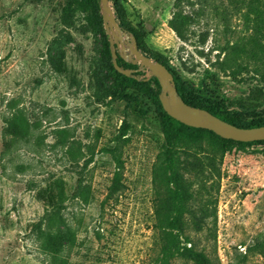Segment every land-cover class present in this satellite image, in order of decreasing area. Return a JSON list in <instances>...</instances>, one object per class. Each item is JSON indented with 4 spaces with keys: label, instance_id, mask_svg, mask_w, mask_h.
Returning a JSON list of instances; mask_svg holds the SVG:
<instances>
[{
    "label": "rangeland",
    "instance_id": "rangeland-1",
    "mask_svg": "<svg viewBox=\"0 0 264 264\" xmlns=\"http://www.w3.org/2000/svg\"><path fill=\"white\" fill-rule=\"evenodd\" d=\"M109 3L140 51L166 62L190 95L236 119L264 117V0ZM102 13L100 0H0V264L162 256L157 87L148 70L136 78L148 84L116 76ZM230 149L213 190L216 216L201 230L189 223L183 245L204 264H264V143ZM114 154L125 188L104 202Z\"/></svg>",
    "mask_w": 264,
    "mask_h": 264
},
{
    "label": "trees",
    "instance_id": "trees-1",
    "mask_svg": "<svg viewBox=\"0 0 264 264\" xmlns=\"http://www.w3.org/2000/svg\"><path fill=\"white\" fill-rule=\"evenodd\" d=\"M119 25L123 30L135 36L138 48L141 50L136 31L126 27L122 22ZM105 49L108 56L112 58L108 39L105 42ZM155 60L164 64L172 73L166 62L159 59ZM118 65L123 69H139V65L126 62L121 57H118ZM240 66L244 68L242 64ZM112 67L116 76L121 80L148 84L133 77H126L119 73L114 65ZM140 75L142 73H135V76ZM233 75L237 74L234 73ZM174 80L180 96L189 105L206 109L222 120L241 128L264 126V117L236 119V117L220 110L219 107L204 103L199 97L190 95L187 89L178 84L176 79ZM151 81H154L157 87L154 93L160 107V118L165 138L164 147L158 154L153 167L152 180L156 195L155 226L161 233L162 242V256L157 264H171V261L177 256H183L198 264H204L201 253L192 247L188 248L183 245L182 240L184 238H186L187 243L191 242L186 236V229L189 223H192L197 230H201L208 224L209 218L216 216L215 208L211 211V206L217 202L213 190L218 180L221 179L219 165L226 152L230 151V148L235 144L252 145L264 143V141L238 142L224 139L206 129L189 127L180 123L164 111L159 99L160 84L155 77ZM114 161L116 169L104 202L118 200L120 193L125 188L123 181L124 162L117 154H114Z\"/></svg>",
    "mask_w": 264,
    "mask_h": 264
},
{
    "label": "water",
    "instance_id": "water-1",
    "mask_svg": "<svg viewBox=\"0 0 264 264\" xmlns=\"http://www.w3.org/2000/svg\"><path fill=\"white\" fill-rule=\"evenodd\" d=\"M104 26L110 38L112 61L115 69L126 77H134L136 72L149 71L161 87L159 95L164 111L172 118L189 127L206 129L229 140L248 143L264 141V126L241 128L215 116L206 109L193 107L180 96L173 74L161 62L140 51L132 33L121 28L109 0H100ZM119 49V50H118ZM118 57L126 62L139 65V69H123L118 65Z\"/></svg>",
    "mask_w": 264,
    "mask_h": 264
}]
</instances>
